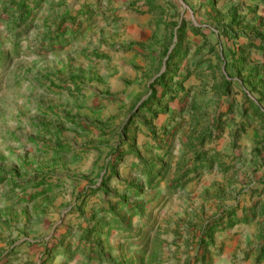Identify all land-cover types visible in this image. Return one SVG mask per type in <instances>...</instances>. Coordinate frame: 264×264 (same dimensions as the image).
<instances>
[{"label":"rangeland","instance_id":"1","mask_svg":"<svg viewBox=\"0 0 264 264\" xmlns=\"http://www.w3.org/2000/svg\"><path fill=\"white\" fill-rule=\"evenodd\" d=\"M0 264H264V0H0Z\"/></svg>","mask_w":264,"mask_h":264}]
</instances>
